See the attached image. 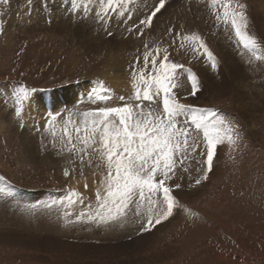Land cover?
I'll use <instances>...</instances> for the list:
<instances>
[{"label": "rangeland", "instance_id": "rangeland-1", "mask_svg": "<svg viewBox=\"0 0 264 264\" xmlns=\"http://www.w3.org/2000/svg\"><path fill=\"white\" fill-rule=\"evenodd\" d=\"M159 2L131 0L125 20L112 10L98 16V0H75V9L73 0H0V264H264V69L245 71L234 58L249 50L225 18V9L243 12L254 51L261 50L264 0H166L138 35L135 24ZM193 35L200 40L185 39ZM200 41L212 60L194 48ZM157 47L183 66L173 90L179 102L222 115L235 143L226 137L218 144L207 171L202 132L193 130L200 147L167 182L178 203L158 224L147 225L146 202L120 222L80 220L89 205L95 211L107 172L106 162L90 153L81 162L73 130L83 129L86 112L134 105L133 75L139 76L145 51ZM109 63L121 71L104 76ZM146 74L153 75L151 66ZM100 85L107 91L97 92ZM72 86L75 94L67 90ZM19 87L30 96L17 103ZM62 89L63 110L30 104L38 92ZM189 115L178 117L179 126L191 127L183 123ZM66 132L73 134L72 151ZM63 144L67 161L59 159ZM97 161L101 167L85 174ZM21 194L24 204L15 199Z\"/></svg>", "mask_w": 264, "mask_h": 264}, {"label": "snow or ice", "instance_id": "snow-or-ice-1", "mask_svg": "<svg viewBox=\"0 0 264 264\" xmlns=\"http://www.w3.org/2000/svg\"><path fill=\"white\" fill-rule=\"evenodd\" d=\"M129 3L131 0H100L101 9L97 15L106 17L108 11L112 10L125 20L130 19ZM165 3L166 0H160L150 15L135 24L138 35H143L142 26L151 27L153 18L165 7ZM72 7L76 8L75 0ZM126 12L129 13L128 16H125ZM228 17H231L238 42L245 49L254 50L256 41L246 31L243 12L228 13L225 9V18ZM185 39L200 40L194 35ZM175 42L173 39L171 44L174 45ZM194 48L197 51L203 49L207 58L213 59V54L202 41L198 47L194 45ZM149 66L153 73L150 77L146 74ZM182 67L169 62L167 48L163 49V55H160L159 47L151 52L146 50L139 76L134 74L132 78L136 103L84 113L83 129L77 126L73 130L75 138L81 141V162H84V155L88 153L89 148L98 151L100 159L106 162L107 175L104 190L97 191L95 211H92V206L89 205V212H82L80 220L87 219L102 224L120 222L130 211L137 214L146 202L147 225L150 226L153 222L158 224L173 214L178 203L171 194L172 187L167 182L175 174L178 164H183L189 152L194 153L200 147L193 138V130L202 132L207 171L211 170L217 145L223 143L226 137L229 143H235L234 130L225 126L226 120L222 115L214 110L195 109L181 104L176 98L173 90L180 86L176 79V70ZM212 67L216 68L215 62ZM191 88L190 94L195 96L199 89L194 76L191 77ZM106 91L102 85L97 87V92ZM29 96V90L25 87H19L14 92L17 103L28 99ZM145 102H148L147 107ZM185 114L190 115L183 123L191 127L179 126L178 117ZM55 120L56 117L52 116L51 121ZM66 140L71 146L69 151L74 150L76 144L73 134L66 132ZM64 175L68 176L69 171L66 170ZM203 178L207 179V172ZM196 183L200 181L197 180ZM71 196L78 197L79 194L72 193ZM145 230L149 228L145 227Z\"/></svg>", "mask_w": 264, "mask_h": 264}, {"label": "bare ground", "instance_id": "bare-ground-1", "mask_svg": "<svg viewBox=\"0 0 264 264\" xmlns=\"http://www.w3.org/2000/svg\"><path fill=\"white\" fill-rule=\"evenodd\" d=\"M86 2H87V0H85ZM100 2V0H98V3ZM89 3V2H88ZM167 10V9H166ZM95 12V11H94ZM170 13V12H169ZM164 14V13H163ZM167 16H169V14L167 15ZM179 18V17H178ZM167 19H169V17L167 18ZM136 32V31H135ZM134 34H136V33H134ZM130 37V36H129ZM133 37V36H132ZM127 39H129V38H127ZM121 50H123V49H121ZM112 52V51H111ZM117 52H121V51H117ZM120 54V53H119ZM119 54H117V55H119ZM113 64H108V69L107 70H104L105 72H104V76H106L107 74H108V72H115V71H118V70H120V69H122V68H119V69H117V68H115L114 67V65L112 66ZM112 66V67H111ZM121 71V70H120ZM123 71V70H122ZM112 87H113V89L115 90L116 89V86H115V84H113L112 85ZM67 90H69V93L70 94H75L76 93V87L75 86H72V87H68L67 88ZM63 91H65L64 89H62V90H56V91H49V92H38L37 94H35L32 98H31V102H30V104L32 105V104H35V106L37 105V106H39V108H40V104L41 103H46V105H47V107L49 108V109H51V110H63L64 109V107H66V105H67V97L65 98V95H64V93H63ZM115 93V92H114ZM69 98V97H68ZM33 106V105H32ZM34 106V107H35ZM34 110V109H33ZM32 110V111H33ZM79 144H80V147H81V141H79ZM64 145V148L61 146V148H62V153L61 154H63V156L62 157H59V159H60V161H63V160H68L69 158H68V155H69V153H65L64 152V150H68L67 148H66V145H68V144H63ZM29 152H31L30 150H28ZM68 152V151H67ZM88 153H90L91 155H93V156H97V158L96 159H100V154H97V155H94L93 154V150L91 149V148H89L88 149ZM80 154V153H79ZM92 158V157H91ZM93 160V159H92ZM101 160V159H100ZM56 162H58V160H55ZM88 161V160H87ZM96 164H98V161H97V163H94V164H92L91 166H88L87 168H85V169H87V172L85 173V174H90V173H92L93 171H92V169H95V168H97L96 166H98V167H101V165L100 164H98V165H96ZM89 171V172H88ZM95 172V171H94ZM98 172V171H97ZM93 182H95V181H93ZM23 196H25L24 197V199L23 198H20V197H23ZM33 198V197H32ZM15 199H17L18 200V202H20V203H25V199H26V195H19L18 197H16ZM21 199V200H20ZM30 199V198H29ZM24 200V201H23ZM47 222V221H46ZM45 222V223H46ZM49 222H51L50 220H49ZM48 222V223H49ZM28 224H30V223H28ZM51 225V224H50ZM56 228H60L58 225H56L55 226ZM22 230V229H21ZM57 233V232H56ZM10 236V235H9ZM6 237V236H5ZM6 240V239H5ZM39 240V239H38Z\"/></svg>", "mask_w": 264, "mask_h": 264}, {"label": "crops", "instance_id": "crops-1", "mask_svg": "<svg viewBox=\"0 0 264 264\" xmlns=\"http://www.w3.org/2000/svg\"><path fill=\"white\" fill-rule=\"evenodd\" d=\"M233 35H235V30H234ZM261 40H262V38H261ZM257 57H260V58H257ZM234 58L239 59V61L242 63V65H244L243 68L245 69V71L249 70L252 72V68H255V69H257V71H259L261 73V69H264V48L260 50V48L257 47L256 51H254V50L253 51H240L239 54H236ZM247 73H249V72H247ZM190 95L187 96L188 99H189ZM181 192L183 193V189Z\"/></svg>", "mask_w": 264, "mask_h": 264}]
</instances>
